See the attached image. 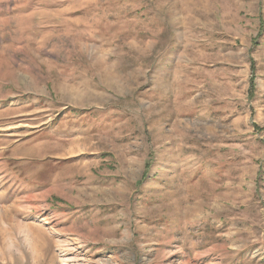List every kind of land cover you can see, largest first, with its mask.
<instances>
[{
	"label": "rangeland",
	"instance_id": "374dc122",
	"mask_svg": "<svg viewBox=\"0 0 264 264\" xmlns=\"http://www.w3.org/2000/svg\"><path fill=\"white\" fill-rule=\"evenodd\" d=\"M0 264H264V0H0Z\"/></svg>",
	"mask_w": 264,
	"mask_h": 264
}]
</instances>
